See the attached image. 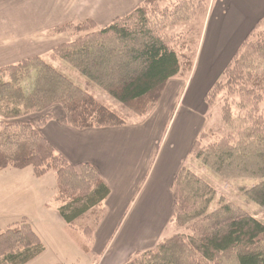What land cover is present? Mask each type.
Listing matches in <instances>:
<instances>
[{"label": "trees", "instance_id": "16d2710c", "mask_svg": "<svg viewBox=\"0 0 264 264\" xmlns=\"http://www.w3.org/2000/svg\"><path fill=\"white\" fill-rule=\"evenodd\" d=\"M188 3L192 0H180L160 13L157 0H146L101 28H95L93 19L80 22L77 28L88 32L55 51L144 118L170 79L186 77L194 69L197 50L192 52L173 35L162 33L182 16L178 9ZM256 31L213 87L216 91L226 87L239 97L240 113L234 115L232 105L225 111L230 133L204 143L205 131L194 143L192 155L221 178H261L245 193L264 208V39H256ZM57 104L64 107L66 122L78 129L126 124L41 56L22 59L0 68V171L32 166L37 176H44L56 170L58 213L66 224H76V230L93 239L111 193L109 184L90 163L74 164L58 153L39 128L23 119ZM172 190L176 223L189 225L191 231L176 233L125 264H264L263 221L231 202L211 209L216 189L186 166L175 176ZM91 214L96 220L87 226ZM45 251L43 239L25 220L0 234L2 264H28Z\"/></svg>", "mask_w": 264, "mask_h": 264}, {"label": "crops", "instance_id": "0c3cea01", "mask_svg": "<svg viewBox=\"0 0 264 264\" xmlns=\"http://www.w3.org/2000/svg\"><path fill=\"white\" fill-rule=\"evenodd\" d=\"M145 1L0 0L1 33L22 30V41L30 38L27 33L39 36L33 43L15 41L2 51L8 59H20L15 61L40 56L41 49L69 41L64 32H56L75 18L93 19L103 27ZM262 23L264 0H213L193 71L170 79L145 118L82 130L66 122L63 106L34 115L39 118L36 127L58 153L74 164L90 163L111 188L92 239L96 264H125L167 237L174 219L173 181L188 166L194 143L209 127L208 94Z\"/></svg>", "mask_w": 264, "mask_h": 264}, {"label": "rangeland", "instance_id": "374dc122", "mask_svg": "<svg viewBox=\"0 0 264 264\" xmlns=\"http://www.w3.org/2000/svg\"><path fill=\"white\" fill-rule=\"evenodd\" d=\"M157 1L159 3L158 7H161L158 9L160 13L163 8H170L178 3L176 0ZM212 3L213 0H192V3H188L185 8L178 9L182 16L176 17L172 26L165 28L162 33L168 37L173 35V40L179 42L180 46L184 44L185 46L187 45L192 52L197 50V57L198 50H201V44H203L202 40L206 34V25L210 17ZM80 22L82 21H79V18H75L73 22L70 21L68 25L56 32V34L59 35V32H64L66 37L69 38V41L74 40L78 36L88 32L87 30H80L77 28ZM101 26L102 25L97 24L95 28H101ZM256 29L257 31L254 35L257 37L256 39H264V23H262V25L260 24ZM23 33L22 30L19 33L12 29L11 31L0 32V68L19 62L15 60L20 59L13 58V56L10 59L6 58V56H4L6 53H3L2 49L11 48L10 46L13 47L16 45L15 41L21 42ZM175 35L178 38H176ZM26 36H30V38L24 39L22 43H25V41L33 43L35 41L34 39L38 40L39 38L38 35H33L32 33H27ZM10 40L13 41L8 44L5 43ZM41 52L40 56L51 66L59 69L80 87L90 92L97 101L117 112L126 120V124L132 123L133 120L140 118L122 102L111 96L97 84L93 83L60 57L55 51V48H44L41 49ZM223 79L224 77L221 75L215 84ZM213 90L214 88L211 90L212 92L210 91L208 94V104L210 105V110L208 111L209 127L206 130L208 135L203 139L204 143L218 140L221 136L230 133L231 127L226 123L224 117L225 111L228 107L230 108V105H232L234 115L237 116L240 113L238 107L239 97H237V95L230 94L226 87L223 89V86L217 91L214 90L213 92ZM57 105L62 106L61 104ZM38 113L27 115L23 119L30 120L36 127L39 118H35L34 115ZM46 120L45 117L42 122ZM42 125H44V123H42L41 126ZM186 167L204 178L216 189V197L210 207L211 209L220 206L224 202H231L241 206L264 222V208L251 201L245 193L246 189L258 184L262 180L261 178L224 179L216 175L209 167L205 166L194 156H192ZM47 175L48 176H37L32 166L25 168L8 167L0 171V234L5 232L12 225L25 220L32 225L39 235H41L46 244V251L28 264H96L98 259L92 253V236L83 234L80 230H76V224L72 226L66 224L56 209L59 205L56 197V170L53 169L49 171ZM95 215L96 214H91V216L88 217L89 222H87V226L95 222ZM172 224L173 225L168 230L167 237L158 243H161L176 233L187 234L191 231L189 225H178L175 217ZM80 227H82V225ZM86 246H88V248H86ZM0 264H2V262H0Z\"/></svg>", "mask_w": 264, "mask_h": 264}]
</instances>
